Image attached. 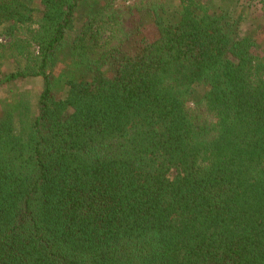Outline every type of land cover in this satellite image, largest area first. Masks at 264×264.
<instances>
[{"label":"trees","instance_id":"trees-1","mask_svg":"<svg viewBox=\"0 0 264 264\" xmlns=\"http://www.w3.org/2000/svg\"><path fill=\"white\" fill-rule=\"evenodd\" d=\"M128 2L0 0V264H264V0Z\"/></svg>","mask_w":264,"mask_h":264},{"label":"rangeland","instance_id":"rangeland-1","mask_svg":"<svg viewBox=\"0 0 264 264\" xmlns=\"http://www.w3.org/2000/svg\"><path fill=\"white\" fill-rule=\"evenodd\" d=\"M128 1H137V0H115V3L117 6L119 5H125L128 4ZM37 3V4H36ZM35 3L37 7H39L38 1ZM262 6L255 4L252 9L251 13L248 16L247 23L244 25L245 31H252L256 32V39L258 44L263 40L264 38V31H260L259 33L258 26H259V18L263 12ZM77 27H75L74 31L72 32L71 36H74L77 32V28L79 25V21L76 22ZM23 38L25 37V34L21 35ZM0 43L5 45L8 44L9 41L7 37L0 36ZM260 49V48H259ZM262 52V49L258 51V53ZM27 62L26 57L22 56H13L12 53L8 51H2L0 55V78L5 76L6 73L13 71L18 66H23ZM69 61L64 60L62 63L57 65L53 69V73L58 75L59 73L66 70L69 66ZM43 86V80L42 78H35V77H27L26 79H22L13 83H8L5 86L0 87V105L3 100L13 99L14 94H19L23 91H28L29 95H27V99L29 100L30 104L33 106L36 98L41 91ZM12 90V91H10ZM173 175V174H172Z\"/></svg>","mask_w":264,"mask_h":264}]
</instances>
